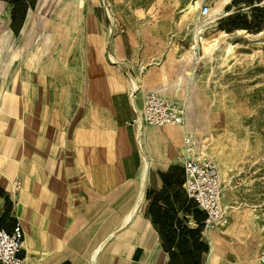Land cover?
<instances>
[{"label":"crops","instance_id":"0c3cea01","mask_svg":"<svg viewBox=\"0 0 264 264\" xmlns=\"http://www.w3.org/2000/svg\"><path fill=\"white\" fill-rule=\"evenodd\" d=\"M102 18L89 0H0V229L21 224L26 264H171L199 228L177 162L190 130L140 134L122 64L125 44L145 62L161 56L167 29L153 26L145 49L141 29L105 39L88 25ZM59 34L84 37L64 46ZM216 235L212 264H241L219 255ZM193 240L206 264L209 238Z\"/></svg>","mask_w":264,"mask_h":264},{"label":"rangeland","instance_id":"374dc122","mask_svg":"<svg viewBox=\"0 0 264 264\" xmlns=\"http://www.w3.org/2000/svg\"><path fill=\"white\" fill-rule=\"evenodd\" d=\"M196 2L198 9L191 10L190 5ZM106 6L115 21L113 26ZM203 6L211 10L207 18L200 15ZM89 11L103 15L100 23L90 19L88 25L102 28L105 39L109 38L110 26L111 33L115 26L124 30V39L129 28L141 29L145 49L155 41L149 35L153 26L167 29L166 43L159 41L165 44L163 52L155 47V54L162 53L161 56L150 62L142 59L141 48L132 52L125 44L122 64L126 78L130 87L132 81L140 84L141 98L165 85L171 93L166 98L178 101L185 112L189 105L195 109L199 131L196 137L188 134L193 138L198 157L211 159L218 167L221 204L229 220L224 227L203 226L201 235L206 240L209 232L215 253L216 233L224 236L218 244L220 256L230 255L241 264H262L264 0H89ZM63 15L62 21L59 16L58 20L67 25L68 15ZM253 16L259 19L255 21ZM130 32L134 42L131 29ZM82 37L59 34L58 42L65 46L80 42ZM214 38L217 42L213 55L202 63V39ZM191 44L195 48L191 49ZM200 216L202 219L203 215Z\"/></svg>","mask_w":264,"mask_h":264},{"label":"built area","instance_id":"2783aa9c","mask_svg":"<svg viewBox=\"0 0 264 264\" xmlns=\"http://www.w3.org/2000/svg\"><path fill=\"white\" fill-rule=\"evenodd\" d=\"M208 6L200 8L203 18L210 16ZM199 30H196V35ZM146 126H181L185 121V109L178 101L166 98L159 92H150L145 97L141 111ZM185 174V191L198 210L205 214L204 228L224 227L228 216L221 204V179L216 163L208 158H199L193 138H185L184 149L177 158ZM25 234L17 223L11 232L0 229V264H26L21 257ZM264 264V258L261 259Z\"/></svg>","mask_w":264,"mask_h":264},{"label":"bare ground","instance_id":"6f19581e","mask_svg":"<svg viewBox=\"0 0 264 264\" xmlns=\"http://www.w3.org/2000/svg\"><path fill=\"white\" fill-rule=\"evenodd\" d=\"M198 7H199V3L198 2H196L195 4L190 5V9L191 10L198 9ZM109 8H108V6H106L107 14H109L110 18H111L112 15H111V12H110ZM111 19H112V22H110V23H113L111 25V26H113L115 21H114L113 18H111ZM110 33H111V30H110ZM111 35H112V33H111ZM215 42H217V38H214V39H202V46H203V52H204V55L202 57V63L206 62L208 59H210L212 57L213 52H214V48H215V44H214ZM193 48H195V44H191V49H193ZM109 57H110V60L113 63H117V65H119V63L114 59V57L112 55H109ZM167 87L168 86L163 85L162 88L159 91L162 92V94L165 95V96H171V93H169L167 91ZM140 91H141L140 84H138L136 81H132L131 82V87H130L131 98H132L131 102L133 104V108H134L135 112L137 113V115H136L137 117H136L135 123L137 124V127H138V129L140 131V134H141L143 132V128H144L145 125H144L142 114L140 113V110L138 109L137 103H136V97H137V95H138V93ZM186 113H187V117H186ZM186 120H187V123H186L187 128L192 132L191 134L193 135V137H196L197 130H198L197 125H196L197 121H198L197 120V113L195 112V109L191 105L186 107L185 121H184V124L181 125V126L185 125ZM147 173H146V175H147ZM146 183H147V181H146ZM141 199H143V198H141ZM141 199H140V201H142ZM140 204H141V202H140ZM206 235H207V237L209 238V240L211 242L210 260L206 264H212L214 262V258H215L214 244L212 243V237L209 234V232H206Z\"/></svg>","mask_w":264,"mask_h":264},{"label":"trees","instance_id":"16d2710c","mask_svg":"<svg viewBox=\"0 0 264 264\" xmlns=\"http://www.w3.org/2000/svg\"><path fill=\"white\" fill-rule=\"evenodd\" d=\"M253 19L256 21L258 20V16H253ZM264 21V19H263ZM239 29V27L237 28ZM231 31H229L230 33ZM196 214L203 215L202 219L198 221V230L192 231L188 230L186 235H189L191 239V243L189 240H184L181 248L183 249V256L179 259L176 256L171 254V264L174 261H177V264H202V257L204 254L208 253V247L204 243H199L197 240L194 241L193 238L200 235V231L203 229V222L205 220V214L200 212L197 207L195 210ZM203 213V214H202ZM201 218V216H200Z\"/></svg>","mask_w":264,"mask_h":264}]
</instances>
